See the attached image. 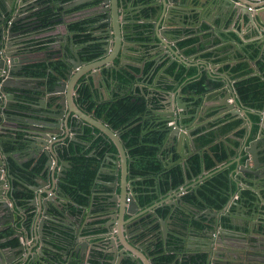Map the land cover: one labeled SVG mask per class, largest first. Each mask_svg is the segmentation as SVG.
<instances>
[{
	"label": "water",
	"instance_id": "water-1",
	"mask_svg": "<svg viewBox=\"0 0 264 264\" xmlns=\"http://www.w3.org/2000/svg\"><path fill=\"white\" fill-rule=\"evenodd\" d=\"M156 1L158 2L157 15L152 11L151 16H153V21L157 24V29L152 32L151 35L153 39L156 37L158 38L159 42L157 46L161 48L166 46L168 48L166 59L176 61L178 64H184L187 66V69L191 66H196L199 69V74L207 77L208 85L205 87L206 91L203 94L204 98H207V94L210 90L224 93L223 96L216 99L214 103H210L209 100L205 99L202 103L197 105V111L195 113H187L188 105H194L195 100L197 101L199 96L195 95V100L193 99V101L185 100L187 95L183 91L182 85L179 84V81H175L174 76L170 77L174 79V87L164 93L162 96V108L153 111V113L163 118L157 122L162 121L165 123V126L159 128L160 131L165 132L160 156L168 167L175 163H181L184 167L185 182L178 189L171 188L168 193L173 195L169 199H164L163 202L167 203L168 201V205L174 208L182 205L184 193L188 189L197 190L202 184L198 180H196L194 185L190 184L191 178L187 173V157L192 152H201L202 154L208 152L212 156L217 167H221L224 163L216 159L209 148L202 150L196 147L191 132L193 127L197 126L198 122H196L195 119L190 122H185V118L187 117L196 118L199 115L203 116L211 106L218 107V115L230 114L241 117L243 119L244 128L247 130L246 133L239 138V147L233 146L235 151L238 152V156L233 155L231 157L233 162L237 163V169L232 172V176L245 184H249L246 177L247 174L253 177L254 182L258 180H260V182L263 181L264 170L261 166L264 165V161L261 159V152L264 149V145L258 146V143L264 140V108L259 110L262 117L259 134L256 139L249 142L248 139L252 129V122L249 119L250 109L241 100L237 88L229 78L230 73L223 70L219 71V68L224 67L227 63L231 64L232 61L240 57H245L246 55L252 57L259 47L262 51L261 54L264 56V33L260 37L257 35L255 40H239L234 38L232 34L226 30V27L223 28L224 22L230 18L233 21H240L246 24V26L256 29V31L264 29V0ZM76 4L90 5L89 7H85L84 10L86 11L83 12L85 14L100 13V15H102L101 22L106 24V28L104 32L100 33H106L108 35L104 44L105 57L93 62L82 61L79 55L82 49H79L73 42L70 44L68 43L67 48L63 47L65 63L68 66V70H66L65 73L57 72V82L53 87H50L44 80L43 84L40 85L35 78L28 77L23 71L27 64L32 61L29 56L31 48L23 41V35L25 32H29L35 28V23L27 22L25 18L26 16L30 17L32 15L30 10L38 6L37 1L0 0L3 13V16L0 14V111L2 110L0 115L3 116V121L0 123V135L3 136L1 132L8 128V126H6V123H8L7 121L13 116L12 114H14V111H17L13 106L16 103L15 101L20 98L19 96L33 97L35 98L34 100L29 99L27 101L33 103V105H29V113L31 116L25 117L27 121L26 125L17 124V127L26 130L27 135L25 140H30L29 143L27 141V144L34 148L32 150L37 161L42 154L46 157L42 171L35 177V183L28 186L35 194L32 199L27 200L28 202L32 201L31 203L34 206V214L31 216L29 223H27L26 218L28 217V213L24 207L17 203L13 193L15 189L13 178L15 175L8 169L5 173L2 172V169L7 166L9 154L4 149V139L0 137V216L5 219V225L0 230H3L4 227L9 224V227L15 230L17 236H14L19 238V243L17 245L0 247V264H62L58 261L57 263H51V259H49L50 256L46 253L47 247H53V244L49 242L45 236L47 221L57 217L55 212L51 209L52 205L62 211L61 219H64L65 223H67L69 215H71V218L78 217V219H82L86 209H88L87 217L93 213L92 210L95 209L93 206L95 194H93L90 207H80L76 205L78 208L82 209V212L76 211V213L68 210V206H66L65 201L62 199L64 196L62 194L61 181L66 177V171L68 168H71L72 165L69 161L63 159L61 155V144H64L66 139H70L76 143L88 144L87 142L78 140L75 134H71L72 131H77L80 127V122L91 126L92 133H95L96 128L101 130L117 148V153H107L99 173V176H102L101 172L107 171V166H115L113 170L115 179L110 182V187L113 190V210L116 211L113 218L117 219V213L120 211V219H123L125 212L132 214L139 208L137 193H135L133 186L136 179H130L132 174L129 166V150L126 149L120 132L106 122L104 118H99L95 114H90L83 110L77 102L79 93L76 89L77 85H79V80L84 75H88L93 86L98 87L103 84L105 85L100 75V71L104 66L107 68H120L121 66L129 65V63L126 62L125 56L129 54L127 52L130 47H135V45H130L125 33L129 31L133 32V29L128 31L125 28L127 19L124 14L125 10L123 9L121 0H73L69 6L73 7ZM215 10L218 11V16L222 19V22L219 24L209 17V12ZM195 12L198 14V18L196 21L192 20L193 24L199 26L200 23L207 22L210 24V31L212 33V43L210 47L207 46L202 54L212 52L214 55L216 53L222 54L221 56L231 55L230 61L216 62L217 57L215 56L202 57V54L199 53L202 51L199 49V43H197L199 52L191 55H187L185 50L181 48L177 42L174 43L175 48L170 46L172 40H170L169 35L179 37L178 34H173L172 31H174L176 26L186 25L188 18H185V14L189 15L190 19L194 16ZM9 17L12 18L9 20L11 23L7 21ZM16 25H19L18 30L15 27ZM219 32H221V34L225 33L226 38L224 36H221L220 39L217 38ZM40 34H42L40 31L35 33V35L38 36ZM198 36L201 41L204 40L202 33H199ZM215 39L220 40L222 45L229 44L231 47L228 50L225 49V52L218 51V43H215ZM65 41H67V38H65ZM250 44H255V46L250 48ZM58 55L63 57L62 53ZM118 56H120V67L114 64ZM160 56L161 54L156 56V59ZM249 58L247 61L251 63ZM252 68L254 71H257L254 65ZM212 78L219 80L221 85L218 87L212 85V87L209 83ZM37 90L44 91L45 94L41 95ZM12 111L13 113H11ZM34 111L36 113L35 116L32 115ZM71 119H75V123H73ZM8 125H10V123H8ZM164 150L170 155V159L166 161L163 154ZM176 154H178L179 157L174 159ZM234 156H236L235 159ZM243 157H246L244 161H242ZM203 167L205 172L209 170L206 168L205 164H203ZM118 188H120V192L117 191ZM119 196L121 197L120 202H118ZM253 197L254 199L244 197L243 190H240L238 198L232 195L229 199L228 206H225L226 210H229L228 214L218 212V209H213L211 214L204 216L206 221H204L205 227L203 229H196L195 226L190 227L191 229L188 228V236L185 240L183 239L182 243L176 246L175 252H177V259L181 258L186 261L191 257L199 258L198 256L200 254H206L204 264H264V230L255 229L253 227L248 228V224L242 225L240 222V218L243 219L246 211L248 212L249 218L252 214V219H259L257 211L254 208L264 203V195L260 189H257L254 191ZM126 198L130 200L126 201ZM246 201H248V203ZM168 205L160 204L159 207L164 208ZM155 206L156 205H153L151 208L153 209L152 211L157 214L154 216V219L160 218L159 221L161 222V228L164 234L163 237L166 239L169 235V231L167 230V222L169 219L163 215H158L159 213ZM233 207H235V210H233ZM190 209L193 210L191 212L194 215L198 212L193 206H191ZM211 209L210 207V210ZM147 211L150 212L151 210L148 208ZM154 213L150 212L151 215H154ZM261 213H264V210L261 211ZM16 216L20 217L22 220L17 222ZM223 216L227 217L229 220L226 226H224ZM195 218L198 219L197 217ZM114 222L115 221H110L109 223L114 225ZM260 222L261 224L264 223V219L261 218ZM241 227L249 229V232L247 230H241ZM24 229L28 234L24 241H22L21 238L24 236ZM76 229L79 233L78 241L80 242V239L83 237L82 230H80L79 225L76 226ZM31 230H33L32 235L30 234ZM240 231L244 233H239ZM250 232L252 234L257 232L258 236L253 235L255 240L244 241L247 240V233ZM191 235H201L208 238L202 239L197 247L193 248L191 252H187V243L192 239ZM117 239L122 240V243L128 246V255L135 264H157L146 250L147 248L141 245L137 247L132 245L127 241L124 233L121 231L117 233ZM117 239L110 238L112 246H115ZM75 241L77 242V240ZM166 243L165 240V245H163L161 249L168 248V243ZM95 245L97 246V243ZM86 248L88 249V247ZM90 248L87 254H85L84 264H89V259L91 258L90 251L92 250ZM153 248L156 249V246ZM64 252H67V250L65 249ZM122 253H124V251H122ZM72 256L73 254L69 253L63 256V260H67L69 257L72 258ZM117 260V263L123 264V256L119 257ZM70 261L69 259L68 262ZM198 263L201 264V261ZM172 264H177V260L172 261Z\"/></svg>",
	"mask_w": 264,
	"mask_h": 264
},
{
	"label": "trees",
	"instance_id": "trees-1",
	"mask_svg": "<svg viewBox=\"0 0 264 264\" xmlns=\"http://www.w3.org/2000/svg\"><path fill=\"white\" fill-rule=\"evenodd\" d=\"M123 9L129 13L127 17L126 28L133 29V35H138L145 40L144 35L149 30V24L145 20L153 11L146 8L149 0H121ZM89 7L90 5H82L78 7ZM77 7V8H78ZM48 14V15H47ZM50 15V16H49ZM54 14L47 11L46 16L43 17L47 22L51 20ZM89 17L69 24V29L74 32V38L81 47V58L86 62H93L104 56V49L102 44L97 41L98 37L94 35L93 24L98 20ZM203 31L207 30V26L200 27ZM187 37L179 41V45L194 44L199 42L198 36L195 34L193 28L182 31ZM195 32V33H194ZM215 43L217 39H215ZM200 45V51L203 49ZM189 54L196 52L195 48L188 49ZM255 53V52H254ZM213 56L212 52H206L203 57ZM156 58L149 56L148 60L141 69L139 67L132 68H110L104 71L105 85L109 89H113L111 97L108 100H103L99 97L98 92L93 87L92 82L87 83L84 78L79 81V98L78 104L85 107L88 111L93 112L97 117L104 118L113 128L120 132L124 141L126 149L129 150L130 157V171L134 178L138 181L134 183L135 192L137 193L138 201L143 205H150L159 197L164 196L171 188L178 189L185 182L184 167L180 163H175L171 166H166L164 160L160 156L161 146L165 138V132L160 131L159 128L165 126L164 122H157L156 114L153 111L162 108V96L166 91L171 90L174 85L170 82L168 77L174 76L175 81H179L182 85L183 91L187 94V100H193L195 95L198 99L196 105L202 102L201 95L205 93V81L207 77L190 80L197 71V67L192 66L187 69L184 64L173 62L167 68L165 60L162 64L157 65ZM234 71L237 75L235 87L237 88L241 100L250 109L249 117L252 122V129L249 140L255 139L260 131L261 114L259 110L264 108V58L257 60V73L251 67L246 66V63L236 64L235 66H224ZM27 72L34 77H45L50 87H53L57 82V72L65 73L68 66L64 60L58 59L51 62H37L26 67ZM160 74V72H163ZM199 72V71H198ZM255 72V73H254ZM140 75V77H139ZM189 78V79H188ZM206 78V79H204ZM213 84L220 86L219 80L214 78ZM179 85V86H180ZM17 99L13 106L15 110H28V100L35 98L27 96ZM13 113V111L11 112ZM17 113V111H14ZM151 116V119H149ZM241 124V119H236L228 123L225 127H220L217 130H209L204 132L206 127H200L194 130L198 134L195 140L196 147L200 149L209 146L214 152L215 157L222 161L227 158L228 152L223 142H217L220 135H225L229 131V127H237ZM92 133V127L87 126L81 128L78 140L84 143L69 142L64 145L62 151L63 159L70 162L71 168L66 171V177L61 181V189L63 191V199L68 207H76L77 211L82 212L80 207H90L92 203L93 194L96 192L109 191L108 181L114 179L112 175L103 174L102 183H97L99 180L100 168L108 152H117L116 146L105 135ZM203 132V133H201ZM241 135L244 132L239 133ZM5 141V140H4ZM3 141L4 149L9 152L14 148L9 141ZM203 150V149H202ZM178 156H174L177 159ZM45 156H42L33 166V161H27L23 164L17 163L9 154L7 161V169L15 176L13 183L15 189L13 191L15 198L19 201V205L28 206V199L33 196V190L29 189L30 184L35 183V177L43 169ZM246 158L243 159V161ZM214 160L208 152L202 154L195 152L189 156L187 160L188 170L190 176H198L203 172V164L207 169H211L214 165ZM112 166V165H110ZM111 168V167H109ZM113 168V167H112ZM101 181V180H100ZM229 177L226 172L221 171L216 176L207 177L197 190L188 189L183 196L182 205L177 207L161 208V214L171 219V229L169 231V248H176L182 243L181 236L190 227L200 229L201 224L196 218L192 219L193 211L191 206L206 207L212 205L214 208H222L224 204L233 195L229 190ZM243 196L253 198L252 193L248 190L243 191ZM93 206L99 210L100 207L96 205L102 201L101 195H95ZM51 209L55 212V219L47 221L45 236L49 242L53 244L52 248L61 247L62 241L71 232V227L61 219V213L54 205ZM160 211V210H159ZM160 213V212H159ZM194 215V214H193ZM60 218V219H59ZM191 219V220H190ZM190 220V221H189ZM98 227L95 228L97 232H103L104 228L99 227L103 221L96 220ZM156 227V226H155ZM15 230L7 228L0 232V239H5L0 243L1 247L17 245L19 238L14 236ZM173 244V246H172ZM162 247V246H161ZM157 251L161 252L160 246L157 245ZM46 253L58 260L60 255H57L50 248H46ZM96 255V253H95ZM199 258L191 257L185 261V264H204L205 255H199ZM158 260L172 259V255L166 256L163 252L161 256L156 257ZM97 259V258H96ZM198 259V260H197ZM96 260H93L95 264Z\"/></svg>",
	"mask_w": 264,
	"mask_h": 264
},
{
	"label": "crops",
	"instance_id": "crops-1",
	"mask_svg": "<svg viewBox=\"0 0 264 264\" xmlns=\"http://www.w3.org/2000/svg\"><path fill=\"white\" fill-rule=\"evenodd\" d=\"M36 1L38 3V6H36L34 9L30 10L31 13H32V15L30 17L26 16V18H25L27 20V22L29 21L31 23H35V26H34L35 30L32 29L29 32H25L24 35H23V41L27 44V46L29 48H31V52H30L29 56L32 59V61L29 62V64H33V63H37V62H51V59H53V57L54 58H59L60 56L58 54L63 52V47L67 48L68 47V43L70 44L71 42L76 44V46L79 49H81L80 44H78L76 42V39L74 38V32H72L69 29L68 26H69V24L71 22H76V21H79V20H83V19L89 18L90 16H97L98 14H85V13H83V12L86 11V10H84L85 7H78V6H82V4L81 5L76 4L73 7L69 6L73 2V0H36ZM149 1H150V3L145 5V7L146 8H150V11L152 9L154 14L157 15L158 2L156 0H149ZM182 1H185V0H182ZM49 4H52L54 6L53 7L54 16H51L52 17V18H50L51 20L46 22L44 20V18L39 15L38 12L41 9H44V8L46 9L44 12H46V11H50L51 12V8L48 6ZM0 14H2V16H3V13H2V10H1V5H0ZM24 14H26V13H24ZM209 14H210L209 17L213 21H215L217 24L222 22V19L220 18V16H218V11L215 10L213 12H209ZM197 16H198V14L195 12L194 16L189 19V15L185 14V18H188V20L186 22V25H184V26L183 25L176 26L174 31H172L173 34H178L179 37L169 35L170 40H172L171 43H170V46L175 48V44H174L175 42H177L178 45H179V41H182L185 38H187L182 31L186 30V29H189V28H193L194 31L196 30V33L195 32L194 33L197 36H198L199 33L203 34L204 40L201 41V39L198 36L199 42H197V43H199V46L201 44L203 45L202 46L203 49H202L201 52H199L198 49H197V43L186 44L185 46L179 45L181 48H183L185 50V53L187 55H191V54H189L187 52L188 49L195 48V50H196L195 53L199 52L200 54H202L204 52V50H206L207 46L210 47V44L212 43V41H211L212 33L210 31L211 30L210 29V24L207 23V22L206 23L203 22V23H200L199 26H195L193 24L192 20L196 21V19L198 18ZM11 19L12 18L9 17V19H7V21H9ZM9 22L11 23V21H9ZM145 23L149 24V30L144 35L145 37H148V38H145V40H143L137 34L135 35V38H137L138 42L135 43V47L130 49V52H129L130 56H128L129 65L122 66L120 68H124L125 69L127 67H129V68L139 67V68L142 69L144 67V64L148 60L149 56H151V57L154 56L155 58H157L156 56H158L160 54H161V56L156 60L157 65L162 64L165 61V59L167 57L166 52L168 51V48L166 46L164 48H161V47L157 46V43L159 42L158 38L156 37L155 39H153L151 33L154 32L157 29V24H156L155 21H153V16H151V14L145 20ZM26 24H28V23H26ZM39 25H40V28H39ZM203 25H206L208 29L203 31L200 28ZM15 27H16L17 30L19 29V25H16ZM225 27H226V30L229 31L234 38H237L239 40H243V39H246L248 41L255 40L257 35L260 37L264 33V29H261L260 31H256V29L248 27V26H246V24H243L240 21H233L230 18L227 19L226 22H224L223 28H225ZM239 30H241V31H239ZM37 31L42 32V34H40L39 36L35 35V33ZM131 34L133 35L132 31H131ZM218 34L219 35H218L217 38L220 39L221 36L222 37L224 36L226 38L225 33L221 34V32H219ZM65 38H67V41H65ZM217 42H218V44H217V50L218 51L225 52V49L228 50L231 47L229 44L222 45L221 41L218 40V39H217ZM254 46H255V44H250L249 47L253 48ZM261 53H262V51H261V48L259 47V48L256 49V51H255L254 55H252V57H250L249 55L248 56L246 55L245 57H240L239 56L240 57L239 59H237L235 61H232L231 64L227 63L225 66H229L230 65L232 67V66H235L236 64L246 63V66L252 68V66L254 65L255 68L257 69V60L261 59V58H264L263 54H261ZM221 55H220V53H216L215 55L213 54V56L217 57L216 62H222V61L223 62H228V61H230L229 59L231 58V55H224V56H221ZM50 57H51V59H50ZM202 57H203V54H202ZM117 58L118 59H116V60H118L117 62L119 63V58L120 57H117ZM248 58L251 60V63H249L247 61ZM166 61H167V64L165 65L164 68H167V66H169L171 63L176 62V61H170L168 59H166ZM142 63H143V65H142ZM140 66H142V67H140ZM222 70L230 73V77L229 78H230L231 82L235 85V81L238 78L237 75L235 74V72L231 71L227 67L226 68L220 67L219 71H222ZM198 71H199V69H197L196 74L192 78H190V80L200 79L202 77H205L204 75L201 76ZM253 71H254V69H253ZM255 72L257 73V71H255ZM162 73L163 72H160V74H162ZM139 77H140V75H139ZM82 78H84L87 83L92 82V81L89 80L88 75H84ZM35 79L39 82L40 85L43 84V80L46 81V83H47V79L45 77H35ZM168 79H169L170 82L174 81V79H172L170 77H168ZM204 79H206V78H204ZM179 82H180V80H179ZM213 82H214V80L209 82L211 84V86L212 85L213 86H217V85H214ZM207 83H208V79H206V81H205L206 85H208ZM220 85H221V82H220ZM94 88L98 92L99 97L102 98L103 100H108V98L111 97V95H112L113 89L107 88V86L104 85V84L102 86H98V87H94ZM37 92L39 94H41V95L45 94V92L41 91V90H37ZM223 94H224L223 92L219 93V92H216L214 90H210V92L207 94V98L206 97L202 98V102H203V100L207 99V100H209L210 103H214L215 100L220 98L221 96H223ZM185 100H187V97H185ZM187 101H190V100H187ZM28 105H33V103L28 102ZM196 108H197L196 104L188 105L187 113H192V114L195 113L197 111ZM217 109H218L217 106H211V107H209L207 109L205 114L203 113L204 114L203 116L199 115L196 118H193V117L185 118V122H190L193 119H195V121L198 122L197 126H194L193 130L191 132L194 142L196 140L197 135L199 134V133L198 134L194 133V130L197 129V128L206 127V129H204V132L209 131V130H217L220 127H223V126L225 127L228 123H231L232 121H234L236 119H241V124H239V126L234 127V128L229 127V129H228L229 131H226L225 135H223V134L220 135L217 138V140H216L217 142H223L225 147H226V149H227L226 151L228 152V156H227L226 159L222 160V163L223 162L224 163L219 168V170H222V171L227 173V175L229 177V181H230L229 184H228L229 185V190L232 189L231 192L233 193V196L235 198L238 197V194H239L240 190H243V191H245V190L247 191L248 190L253 195L255 190L260 189L262 194L264 195V182H263L264 180L261 181V182H260V180H258L259 182L258 181L254 182L253 181L254 180L253 177L250 174H247L246 177H247V180H248L249 184H245L242 181H238L235 177L232 176V172H234V170L237 169V163L233 162V159L231 157L233 155H237V153H238V152L235 151L233 146L234 147H239V145H240L239 138H241V136H242L239 133L244 132V134H245L247 130L244 128L243 119L241 117H238L236 115H230V114L218 115L217 114ZM1 113H2V110L0 111V114ZM12 115L13 116L9 118V121H7L8 123H10V125H8V123H6L7 124L6 126H8V128L5 131L1 132L3 134V136L0 135V137H2L5 141H9V143L13 144L14 148H11L9 150L8 154H10L11 157L17 163L23 164V163H25L27 161H33L32 164H33V166H35L37 164V159H36V156H34V154H33V150L32 149H34V148L28 146V144H27V141L29 143L30 140H25V137L27 135L26 130L23 129V128L17 127L18 126L17 124L26 125L27 121H26L25 117H30L31 116V114L29 113V108H28V110H25V111L17 110V113H14ZM32 115L33 116L36 115L35 111H34V113L32 112ZM16 117H19V118H16ZM156 117H159V116L156 115ZM159 118H161V117H159ZM249 119H250V117H249ZM71 120H73V119H71ZM2 121H3V116L0 115V123H2ZM74 121H76V120L74 119ZM250 121H251V119H250ZM87 126L88 125H84L83 124V127H87ZM97 130H98V131H96L97 133L102 134L101 130H99V129H97ZM201 133H203V132H201ZM263 133H264V130H263ZM33 138H34V136H33ZM66 140L64 141V144L63 143L61 144V146L65 145V143L67 142ZM253 140L254 139H251V140L248 139L249 142L253 141ZM263 145H264V140H262V141H260L258 143V146H263ZM197 148H199V147H197ZM206 148L210 149L209 146H205V147H203L201 149L205 150ZM117 152H115V153H117ZM163 154L165 156L164 157L165 161L170 159V155L168 153H166V150L163 151ZM213 154H214V152H213ZM176 156L179 157L178 154H176ZM214 156H215V154H214ZM235 158H236V156H234V159ZM244 158H246V157H243L242 161H243ZM261 159L264 161L263 158H261ZM38 160H39V158H38ZM215 165L216 164L214 163L213 167L211 169H209L207 172H205L203 170L202 175L200 174L198 176H190V178H191L190 184L194 185L196 183V180H198L200 178H203V179L207 178L211 174V172L214 170ZM107 167L108 168L111 167L110 169L114 170L115 166L112 165V166H107ZM261 168L264 170V165L261 166ZM168 192L162 197L163 198L165 197V199L166 198L169 199L173 194H169ZM34 194L35 193L33 192V195ZM62 199H65V201L68 200L65 197L62 198ZM260 206H262V208L264 209V203L260 204ZM24 208L26 209V211L28 213V217L29 218L27 220V223H29V221L31 219V216L34 214V206H33L32 203L31 204L28 203V206H26V207L24 206ZM152 210L153 209H151V211ZM233 210H235V207H233ZM96 216L99 218L97 213H93V214H91L88 217H87V214L85 213L83 215L82 219H78V217L71 218V215H69V217L67 218V223L66 224L69 225L71 227V229L74 232H76V234H78V235H79V233H78V231L76 229V226L79 225L80 226V230H82V231L84 230V232H83L84 237H82L81 239L79 238V239L81 241V244H83L84 247H88V249L91 247L90 249H92V253L91 254L93 256L91 257L92 259H90L89 263L93 264V260H96L95 264H102L101 263L102 261L100 260V255H98L99 252L101 254V250H102L101 247L98 245L101 242V240H102V234H98L97 231H95L96 233L94 234V229L93 228L98 227V225H94L93 226L92 223H91L92 221H94V223H95L96 220H98V219H96ZM195 216L196 215L192 214V219H194ZM0 218H1L0 219V222H1L0 229H1L5 225L4 224L5 223L4 222L5 219H3L2 216H0ZM245 218L247 219L246 216H245ZM168 219H169V221L167 222V230L170 231V229H171V219L170 218H168ZM226 219H228V218L224 217V220H226ZM16 220H17V222H19L22 219L20 217L16 216ZM62 220L65 222L64 219H62ZM155 222L156 221L152 222L151 226L153 224L155 225ZM156 223L159 224V227H161V222L159 221V219L157 220ZM89 224H90V226H89ZM9 226L10 225L8 224L6 227H4L3 230H5L7 228H12V227H9ZM232 227H234V226H232ZM189 229H191V228H189ZM262 229L264 230V223H262ZM241 230H242V227H241ZM246 230L249 232V229H246ZM23 231H24V237H26L28 232L25 229ZM160 231H162V230H160ZM155 232H156V230L154 229L150 234H148V235L146 234L145 238L143 240H141V242L145 241L144 245H146L147 248L152 249L153 246L155 245L156 238L153 239V236H154ZM239 233H244V232L240 231ZM30 234L31 235L33 234V230H31ZM247 235H248L247 240H244L246 242L248 240H255L254 239L255 237L253 235L258 236L257 232L255 234H252L250 232V233H247ZM183 236H184V240H185V238L188 236V233L185 232L183 234ZM207 238L208 237H204V236H201V235L200 236L193 235L192 239H190V242L187 243V248H186L187 250L186 251L187 252H191V250L193 248L197 247L200 244L202 239H207ZM4 240L5 239H0V243L3 242ZM106 242L108 243V241H106ZM96 243H97V246L95 245ZM47 248H49V247H47ZM50 249L52 251H54L57 255H60L58 257L60 259H63V256L67 255L64 251H61V249L60 250L59 249L57 250L56 248H50ZM88 249L86 250L85 254H87ZM160 249H161V247H160ZM173 249L174 248H169V246H168V250L165 249V248L161 249V255L164 252V254L166 256L172 255L173 258L169 259L168 261L166 259H162V260L155 259L156 263L157 262L159 263V261H163L162 264H169L168 262H171L170 264H172V261L177 260V264H185V260H182L181 258L177 259L178 256H177V252H175L176 249H174V250ZM150 251L152 252L153 255H155L154 252H156V251H154V250L153 251L150 250ZM95 253H96V255H95ZM85 254H84V256H86ZM70 257L67 259L65 264H71L72 263V261H70L71 263L68 262L69 259L72 260V258H70ZM84 260L85 259H83V263L82 264H84V262H85ZM56 261H57V259H56Z\"/></svg>",
	"mask_w": 264,
	"mask_h": 264
},
{
	"label": "flooded vegetation",
	"instance_id": "flooded-vegetation-1",
	"mask_svg": "<svg viewBox=\"0 0 264 264\" xmlns=\"http://www.w3.org/2000/svg\"><path fill=\"white\" fill-rule=\"evenodd\" d=\"M50 8H51V12L53 13L54 12V9H53V5L52 4H49L48 5ZM46 9L44 8V9H41L38 13H39V15L40 16H42V17H45L46 16V13H47V11L46 12H44ZM54 14V13H53ZM101 14H102V12H101ZM123 14V13H122ZM125 16H126V19H127V17H128V15H129V13H126V11H125ZM38 15V16H39ZM97 16H100L99 18H98V20L97 21H95V23L93 24V27H96L95 29H94V35L96 36V37H98V39H97V41L98 42H100L102 45V48L104 49V44H105V42H106V40H107V37H108V35L106 34V33H100V32H104V29L106 28V24H104V23H102L101 22V16L102 15H100V13L97 15ZM97 16H90V17H93V18H96ZM128 23V21L126 20V24ZM125 24V28H126V25ZM103 30V31H102ZM126 30H131V28H126ZM125 30V31H126ZM125 36L127 37V39H128V41L130 42V45L132 44H134L135 45V43L136 42H138L137 41V38H135V35H132L131 34V31H129V32H126L125 33ZM131 48H133V47H130V49ZM130 49H129V51L127 52V53H129L130 52ZM81 52L82 51H80L79 52V55H81ZM62 54H63V57H59V58H54L53 57V59H51V57H50V59H51V61H54V60H58V59H62V60H64L65 61V58H64V52H62ZM128 56H130V54H128L127 56H125L126 57V62H128L129 63V61H128ZM81 57V56H80ZM105 57V55L102 57V58H104ZM118 57H120V56H118ZM102 58H99V59H97V60H100V59H102ZM116 59H118L117 57H116ZM115 59V61H114V64H115V66H117V67H120V58H119V63L117 62L118 60H116ZM81 60H82V58H81ZM82 61H84V60H82ZM30 64H27V66H29ZM142 65H143V63H142ZM26 66V67H27ZM26 67H25V69L23 70L24 71V73H25V75H27L28 77H30V78H35L34 76H31V74L30 73H28L27 72V69H26ZM122 67V66H121ZM112 68V67H111ZM107 69H110V68H107V67H103L102 69H101V71H100V75H101V78H102V80H104V82H105V75H104V71L105 70H107ZM98 80V79H97ZM80 81V80H79ZM102 86V85H101ZM76 89H77V91H78V89H79V85H77V87H76ZM30 91V90H29ZM187 95V94H186ZM201 97H203V94L201 95ZM78 98H79V96L77 97V102H78ZM195 98V97H194ZM195 100V99H194ZM193 101V100H192ZM195 102H196V100H195ZM81 107V106H80ZM83 110H85V111H87L86 109H85V107L83 108V107H81ZM87 112H89L90 114H94L93 112H91V111H87ZM149 119H151V116H150V118ZM161 119H163L162 117L161 118H159V117H156V121H158V120H161ZM160 122H162V121H160ZM73 123H75V121L73 120ZM85 125V124H84ZM81 128H85V127H83V124L80 122V127L77 129V131H72L71 132V134H75V136L77 137V136H79V134L80 133H82L81 132ZM164 132V131H163ZM102 135H104L103 133H102ZM78 139V138H77ZM67 142L65 143V145L67 144V146H68V143L69 142H73V141H71L70 139H67L66 140ZM61 150L62 151H64V146H61ZM62 151H61V155H62ZM194 152H192L190 155H192ZM190 155H188V157H187V160H188V158H189V156ZM42 156H45V155H41L39 158H41ZM46 158V157H45ZM261 158H263L264 159V149L262 150V152H261ZM6 169H7V166L5 167ZM108 168V167H107ZM219 168L220 167H217L216 165H215V168H214V172L212 171L211 172V174L208 176V177H212V176H216L218 173H220L222 170H219ZM112 169H110V168H108V170L107 171H102L101 173H102V176H100L99 177V180L97 181V183H102V177H103V174L104 175H106V174H109V175H112L113 176V178H114V173H113V170L111 171ZM115 179V178H114ZM114 179H111L110 181H108L107 183H108V187H109V191H107V192H96V193H94L95 195H101V198H102V201L100 202V204L98 203L97 205H96V207H100V209L99 210H95V212H93V213H97V215L99 216V218L96 216V219H98L99 221H103V223H102V225L101 226H99V227H103L104 228V231L101 233H99L98 232V234H102V240H101V242L98 244L100 247H101V254H100V252H99V254L98 255H100V260L102 261L101 263L102 264H119V263H117V259L119 258V257H122L123 256V260H122V263L123 264H135V262H133L132 261V259H131V257L128 255L129 254V248H128V246H125L123 243H122V240H119V239H117V233L118 232H122V233H124V235H125V238L127 239V241H129L132 245H134V246H138V245H141V246H144L145 248H147L146 247V245H144V242L145 241H143V242H141V240H143L144 238H145V236H146V234L148 235V234H150L154 229L156 230V232L154 233V236H153V239L154 238H156V240H157V242L155 241V244L156 245H154V246H157V245H159L160 247L161 246H163V245H165V240H166V242L168 243V245L170 246V242H171V239L169 238V235H168V237L165 239L163 236H164V234H163V232L162 231H160V230H162V228L161 227H159V224H157L156 222H157V220L158 219H160V218H157V219H154V216L155 215H157V214H155L153 211H150V212H152V213H154V215H151L150 214V212L149 211H147L148 210V208L151 210V208L153 207V205H156L155 207H156V209H157V212L159 213L158 215H161L162 216V214H161V207H159L160 206V204L161 205H168L169 204V202L167 201V203L166 202H163V200L165 199V198H163V197H159V199H157V200H155L152 204H150V205H143V204H141L139 201H138V203H139V208H137L138 210L135 212V213H132V214H129V213H127V212H125L124 213V217H123V219H120V211L117 213V215H118V217H117V219H115V218H113V215H114V213H116V211H114L113 210V206H114V203L112 202V194H113V190H112V188L110 187V182H112ZM130 179H136V181H138V179L137 178H134L133 177V175L132 176H130ZM101 180V181H100ZM206 180V178L205 179H203V178H200V179H198V181H200V183H203V181H205ZM135 181V182H136ZM134 182V183H135ZM134 183H133V186L135 187V185H134ZM197 185V184H196ZM200 187V186H199ZM135 190V189H134ZM118 192H120V188H118V190H117ZM136 193V192H135ZM120 195V194H119ZM34 196V195H33ZM32 196V197H33ZM32 197H30V198H26V199H28V200H30V199H32ZM244 197H248V196H244ZM121 197L119 196V199H118V202H120V199ZM238 198V197H237ZM138 199V198H137ZM252 199H254V197L252 198ZM17 200V199H16ZM130 199L129 198H126V201H129ZM229 201L230 200H228L227 201V203L226 204H224V206L222 207V208H214L212 205H208V206H206V207H198V212L196 213V216L195 217H197L198 219H197V221L198 222H200V224L202 225V227L200 228V229H203L204 227H205V223H204V221H206V218L204 217L205 215H209V214H211V211L213 210V209H218V212H224V214H228V211L229 210H226V205L228 206V203H229ZM32 201H29L28 203H31ZM163 202V203H162ZM247 203H248V201H246ZM17 203L19 204V201L17 200ZM252 206H253V204H252ZM168 207H172L171 205H168V206H166V207H164V208H168ZM195 208H197L196 206H194ZM210 207L212 208L211 210H210ZM96 209V208H95ZM256 211H257V216L259 217V219L257 218V219H255V218H253L252 219V214L250 215V218H249V216H248V212L246 211V214H245V216L247 217V219L245 218V216L243 217V219H241L240 218V222L242 223V225H246V224H248V227H253V228H258V229H261V230H263L262 229V224H261V222H260V220H261V218L262 219H264V213H261V211H263L264 209L262 208V206H260V205H257L255 208H254ZM68 210H70L71 212H74V213H76V211H77V209H76V207H68ZM160 210V211H159ZM87 212H88V209H86V211H85V213L87 214ZM92 213V214H93ZM164 216V215H163ZM158 217V216H157ZM224 217L225 216H223V221H224V226H226V225H228V219H226V220H224ZM26 218V217H25ZM225 218H227V217H225ZM26 220H28V217L26 218ZM24 221V220H23ZM112 222V221H115L114 222V225H112L111 223H109V222ZM154 221H156L155 222V225L153 224L152 226H151V223L152 222H154ZM27 222V221H26ZM92 224H97V223H94V221H92L91 222ZM90 223V224H91ZM90 224H89V226H90ZM0 226H1V222H0ZM156 226V227H155ZM94 229V234L96 233L95 232V228H93ZM196 229H198V228H196ZM243 230H246V228H242ZM1 231H4V230H1ZM0 231V232H1ZM83 232H84V230L82 231V236L84 237V234H83ZM162 232V233H161ZM186 232H187V230H186ZM14 235H16L15 233H14ZM17 236V235H16ZM78 237H79V235L78 234H76V232H74L73 230H71V232H69V234L67 235V237H65V239L62 241V244H61V247H58V248H56L57 250L59 249H61V251H64L65 249L67 250V252H65L66 254H69V253H72L73 254V256H72V263L71 264H82V262H83V259H84V254L86 253V250H87V248L86 247H84L83 246V244H81V241L79 242L78 241ZM110 238H115V239H117L116 240V243H115V246H112V244H111V241H110ZM181 239L183 240L184 239V236H183V234H182V236H181ZM75 240H77V242L75 241ZM105 241V242H104ZM106 241H108V243L106 242ZM76 242V243H75ZM166 243V244H167ZM153 246V247H154ZM172 246H173V244H172ZM174 249H176V248H174ZM173 249V250H174ZM149 253H150V256L155 260V259H157L156 257L157 256H160L161 255V252H159V251H157V250H155L154 248H152V249H150V248H147L146 249ZM150 250H154V251H156V252H154V254L155 255H153L152 254V252L150 251ZM167 250H168V248H167ZM122 251H124V253H122ZM92 250L90 251V255H91V257L93 256L92 254ZM205 256H206V254H204ZM50 256V255H49ZM98 258V257H97ZM204 259H205V257H203ZM49 259H51V263H57V261L58 262H60V263H62V264H65L66 263V261L67 260H63V259H60L59 258V260H54L53 259V257L52 256H50L49 257ZM90 259H92V258H90ZM90 259H89V261H90ZM168 261V260H167ZM166 261V262H167ZM156 262V261H155ZM162 262L163 261H159V263L157 262V264H162ZM168 263H170V262H168ZM89 264H91V263H89Z\"/></svg>",
	"mask_w": 264,
	"mask_h": 264
},
{
	"label": "built area",
	"instance_id": "built-area-1",
	"mask_svg": "<svg viewBox=\"0 0 264 264\" xmlns=\"http://www.w3.org/2000/svg\"><path fill=\"white\" fill-rule=\"evenodd\" d=\"M2 170L5 171V169H2ZM24 238H25V237L23 236V238H21V240L24 241Z\"/></svg>",
	"mask_w": 264,
	"mask_h": 264
},
{
	"label": "clouds",
	"instance_id": "clouds-1",
	"mask_svg": "<svg viewBox=\"0 0 264 264\" xmlns=\"http://www.w3.org/2000/svg\"><path fill=\"white\" fill-rule=\"evenodd\" d=\"M3 169H5V171H3V170H2V172H4V173H5L7 169H6V168H3Z\"/></svg>",
	"mask_w": 264,
	"mask_h": 264
}]
</instances>
